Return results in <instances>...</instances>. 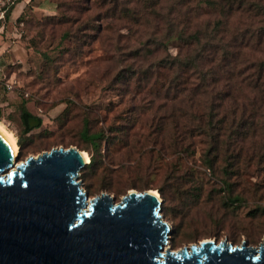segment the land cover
<instances>
[{
	"label": "rangeland",
	"instance_id": "obj_1",
	"mask_svg": "<svg viewBox=\"0 0 264 264\" xmlns=\"http://www.w3.org/2000/svg\"><path fill=\"white\" fill-rule=\"evenodd\" d=\"M1 1L0 122L18 159L70 144L92 155L88 196L162 187L171 249L259 244L264 0Z\"/></svg>",
	"mask_w": 264,
	"mask_h": 264
},
{
	"label": "water",
	"instance_id": "obj_2",
	"mask_svg": "<svg viewBox=\"0 0 264 264\" xmlns=\"http://www.w3.org/2000/svg\"><path fill=\"white\" fill-rule=\"evenodd\" d=\"M86 158L52 144L18 159L0 133V264H264V234L257 246L223 234L165 246L157 190L88 196L77 179Z\"/></svg>",
	"mask_w": 264,
	"mask_h": 264
},
{
	"label": "trees",
	"instance_id": "obj_3",
	"mask_svg": "<svg viewBox=\"0 0 264 264\" xmlns=\"http://www.w3.org/2000/svg\"><path fill=\"white\" fill-rule=\"evenodd\" d=\"M259 1L263 2L262 0H259ZM242 4H243L242 0H239V2L236 5V8L241 7ZM261 27H262L261 29L256 31V36L257 37L260 34L264 35V23L262 24ZM260 38H263V36H261ZM258 39L259 38H256V40H258ZM260 66L264 67V65H262V62L257 64V67H260ZM253 72H255V69L253 70ZM259 75H260V68H258L256 70L255 76H253V80H251L250 82L252 84H255V82H259L261 80V77ZM29 118H30V113L27 112L25 109H21V111H20V122L22 124V131L23 132H27L30 129ZM36 119H37V122H39V119L38 118H36ZM250 122H249V124H250ZM91 137H92V139L96 138L97 134L93 133ZM17 145H18V148H19L18 154L22 155V151L21 150H22L23 146H22V143L20 142L19 138H17ZM91 161H92V155L89 156L88 162H85V163L90 164ZM85 163H84V165H85ZM144 188H150V187H140L138 190H142ZM157 190H158L159 195L161 196V199H162L161 204H160V210H161L162 214L165 215V213H166L165 205H166V201L170 199V194L167 193V191L163 190L162 187H157Z\"/></svg>",
	"mask_w": 264,
	"mask_h": 264
},
{
	"label": "bare ground",
	"instance_id": "obj_4",
	"mask_svg": "<svg viewBox=\"0 0 264 264\" xmlns=\"http://www.w3.org/2000/svg\"><path fill=\"white\" fill-rule=\"evenodd\" d=\"M0 133L2 134V136L4 137V139L6 140V142L8 143V145L10 146L12 153L15 154L16 150H17V144L15 142V137L14 135L8 131L2 122H0ZM85 155H87L86 151H85ZM89 160V157L87 155L86 161ZM155 190V189H154Z\"/></svg>",
	"mask_w": 264,
	"mask_h": 264
},
{
	"label": "built area",
	"instance_id": "obj_5",
	"mask_svg": "<svg viewBox=\"0 0 264 264\" xmlns=\"http://www.w3.org/2000/svg\"><path fill=\"white\" fill-rule=\"evenodd\" d=\"M0 2H1V4H3V1L0 0ZM2 10H3V9L1 8V9H0V13H2ZM5 86H6V87H9L10 85H9L8 83H5Z\"/></svg>",
	"mask_w": 264,
	"mask_h": 264
}]
</instances>
